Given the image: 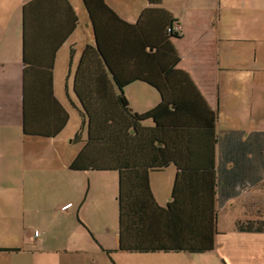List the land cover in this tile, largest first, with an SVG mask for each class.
<instances>
[{
	"label": "crops",
	"instance_id": "0c3cea01",
	"mask_svg": "<svg viewBox=\"0 0 264 264\" xmlns=\"http://www.w3.org/2000/svg\"><path fill=\"white\" fill-rule=\"evenodd\" d=\"M105 1L130 24L151 7L147 0ZM161 8L179 21L180 37L172 40L178 69L217 115V154L232 158L225 175L235 170L228 189L236 195L218 212L215 249L205 256L120 250V174L71 170L83 148L73 142L81 125L64 136L71 112L78 113L75 72L85 48L95 46L88 10L82 0H0V182L13 184L3 167H21L16 193L0 195V250H7L0 264H264V159L252 163L248 150L264 139V0H163ZM26 52L38 65L48 57L42 66L52 68L54 96L70 116L53 145L24 133ZM133 85L134 98L125 95L134 112L159 105L156 89ZM233 157H240L235 168ZM177 172L171 165L150 174L162 207Z\"/></svg>",
	"mask_w": 264,
	"mask_h": 264
},
{
	"label": "trees",
	"instance_id": "16d2710c",
	"mask_svg": "<svg viewBox=\"0 0 264 264\" xmlns=\"http://www.w3.org/2000/svg\"><path fill=\"white\" fill-rule=\"evenodd\" d=\"M82 1L93 24L95 46L85 48L74 75L82 123L73 142L83 143V148L70 169L119 172L121 251H213L218 212L236 195L228 189L235 170L225 175L232 158L220 149L217 154L221 137L216 135V113L178 69L180 57L172 40L180 37L179 21L161 8L163 0H147L151 7L134 24L120 18L105 0ZM42 59L35 64L26 52L24 133L54 139L70 116L54 96L52 68L42 66L49 59ZM50 59L52 65L54 54ZM136 82L161 95L159 105L143 114L131 109L125 95ZM261 140L248 149L255 152L252 163L264 159ZM239 158L233 157V168ZM171 165L178 172L171 201L162 207L151 190L150 174Z\"/></svg>",
	"mask_w": 264,
	"mask_h": 264
},
{
	"label": "rangeland",
	"instance_id": "374dc122",
	"mask_svg": "<svg viewBox=\"0 0 264 264\" xmlns=\"http://www.w3.org/2000/svg\"><path fill=\"white\" fill-rule=\"evenodd\" d=\"M80 12H81V15L82 16H85V12H83L82 10ZM133 89H134V85L131 86L130 88L128 86L125 89V92L127 93V95H128L129 98L131 97V99H132V97L134 98V92L132 91ZM149 90H152V89H149ZM130 107L134 111V104L132 106L130 104ZM71 108H72V106H70L69 109H71ZM81 123H82V121H81V118L79 117V113H75L74 111H72L71 112V121H70V124H69L68 128L65 131L66 133H65L64 136H66L67 133L73 131V129L75 130L78 126L81 125ZM18 129L21 130V128H18ZM18 132L19 131H17V130H13V131H10V134H18ZM53 142H55V139L50 144L53 145L54 144ZM59 146H60V144L58 142L57 143V147H59ZM17 168H19V169L21 168L18 163H13V166H9V167H6V168L3 167V172L4 171H8L10 173L11 177H13V184L10 187L7 188V186H5V185H8V183L3 184L4 182L3 183L0 182V195L12 196L13 194L16 193V189H17L16 185H17V183H15V181L17 180V178L19 179V173H20V170L17 171L18 170ZM1 185H3V186L1 187ZM5 188H7V189L4 190ZM40 189L43 190V188H40ZM62 195H64V193L61 194V196ZM193 256H196V255H193ZM200 256H205V255L200 254Z\"/></svg>",
	"mask_w": 264,
	"mask_h": 264
},
{
	"label": "built area",
	"instance_id": "2783aa9c",
	"mask_svg": "<svg viewBox=\"0 0 264 264\" xmlns=\"http://www.w3.org/2000/svg\"><path fill=\"white\" fill-rule=\"evenodd\" d=\"M36 235H39V232H35Z\"/></svg>",
	"mask_w": 264,
	"mask_h": 264
}]
</instances>
